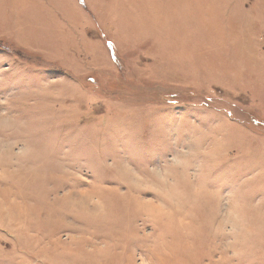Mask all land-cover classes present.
Wrapping results in <instances>:
<instances>
[{
    "label": "rangeland",
    "instance_id": "1",
    "mask_svg": "<svg viewBox=\"0 0 264 264\" xmlns=\"http://www.w3.org/2000/svg\"><path fill=\"white\" fill-rule=\"evenodd\" d=\"M50 2L0 0V264H264V0Z\"/></svg>",
    "mask_w": 264,
    "mask_h": 264
},
{
    "label": "crops",
    "instance_id": "2",
    "mask_svg": "<svg viewBox=\"0 0 264 264\" xmlns=\"http://www.w3.org/2000/svg\"><path fill=\"white\" fill-rule=\"evenodd\" d=\"M42 2L45 3L47 6L54 8L55 11H57V13H56L57 16L60 17V18H61L62 16H64V15H66L65 13L68 11L66 7H64L65 10H63L62 8H59V7H60L59 3H58V4H55L54 2L51 3L50 0H46V1L42 0ZM57 5H58L59 7H56ZM62 11H63V12H62ZM64 12H65V13H64ZM77 13H78L79 15L81 14V13L78 12V10H77ZM68 21H69V20H68Z\"/></svg>",
    "mask_w": 264,
    "mask_h": 264
},
{
    "label": "bare ground",
    "instance_id": "3",
    "mask_svg": "<svg viewBox=\"0 0 264 264\" xmlns=\"http://www.w3.org/2000/svg\"><path fill=\"white\" fill-rule=\"evenodd\" d=\"M90 194V193H89ZM90 195H93V194H90ZM85 196H87V194L85 195ZM89 196V195H88ZM90 197H92V196H90ZM83 198V197H82ZM85 198V197H84ZM88 204V203H87Z\"/></svg>",
    "mask_w": 264,
    "mask_h": 264
}]
</instances>
